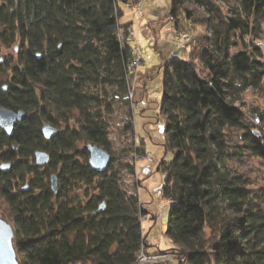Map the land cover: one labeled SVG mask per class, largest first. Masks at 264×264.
<instances>
[{
	"label": "trees",
	"instance_id": "trees-1",
	"mask_svg": "<svg viewBox=\"0 0 264 264\" xmlns=\"http://www.w3.org/2000/svg\"><path fill=\"white\" fill-rule=\"evenodd\" d=\"M131 1L0 0V48H17L14 62L0 66V107L26 113L13 137L0 128V210L20 264H137L152 247L139 187L122 185L123 169L134 175L136 167L128 156L117 164L105 114L130 90L136 60L119 32ZM217 1L171 0L175 30L193 38L188 59L163 65L165 149L173 155L161 164V193L173 203L166 236L180 247L176 264H264V186L253 188L240 169L245 152L264 166V132L246 123L242 101L264 82L256 43L264 0H236L227 12ZM193 27L210 35L202 41ZM46 124L57 129L52 139ZM90 143L111 156L103 173L90 166ZM37 151L50 155L46 166L36 164Z\"/></svg>",
	"mask_w": 264,
	"mask_h": 264
},
{
	"label": "rangeland",
	"instance_id": "rangeland-1",
	"mask_svg": "<svg viewBox=\"0 0 264 264\" xmlns=\"http://www.w3.org/2000/svg\"><path fill=\"white\" fill-rule=\"evenodd\" d=\"M236 3V0L217 1L224 12L228 11L229 4ZM122 7L124 13L120 24L123 26L119 33L121 39L130 42L136 63L131 67L129 93L127 95L119 93L111 101L113 112L107 113L108 111L105 110V114L109 122L113 151L118 159L117 164L122 165L128 156L129 161L136 167L134 175H130L127 169H123L122 185L131 192H134L135 187H139L140 202L148 212L142 223L143 233L148 244L152 246L148 248V252H159L158 250L165 252L171 249L166 236L168 224L162 226L156 222V214L162 203L169 204L171 208L173 205L161 194L166 178V173L161 167L162 160L169 161L173 155L165 149L166 116L161 112L163 65L167 59L175 56L180 60L188 59V50H179L173 40L175 32L184 34L190 31L175 30V22L169 18L171 0H135L134 3L131 1ZM197 11L204 17H208L205 10L197 8ZM126 24L128 26L125 27ZM261 27L262 32L256 43L262 52L264 22ZM192 29L194 37H200L201 40L205 35H210V32L204 28L193 27ZM191 36L193 38L192 33ZM245 41L249 43L248 38ZM16 52L15 46L0 48V56L4 58V61L14 62ZM262 61L264 62V56ZM6 78L7 75L0 79L4 81ZM242 101L246 123L253 129L264 132V123L260 119L262 117L260 112L264 111V82L259 90L245 91L242 94ZM74 123L71 121L69 127L73 128ZM127 125H131L132 130H126ZM66 126V124L61 125L60 130L65 129ZM240 169L250 176L253 188L264 186V166L258 159L249 157L245 152ZM0 208H2L1 205ZM1 213L0 210V217L6 219ZM168 263L171 262L164 264ZM173 264L176 262L174 261Z\"/></svg>",
	"mask_w": 264,
	"mask_h": 264
},
{
	"label": "water",
	"instance_id": "water-1",
	"mask_svg": "<svg viewBox=\"0 0 264 264\" xmlns=\"http://www.w3.org/2000/svg\"><path fill=\"white\" fill-rule=\"evenodd\" d=\"M4 58L0 56V66L3 64ZM7 90V87H4ZM26 117L24 111L15 112L13 110L0 107V128L9 136L13 137L15 126L22 122ZM57 129L51 124L43 127V135L46 139H52L56 136ZM89 153V163L92 169L97 172H105L110 163L111 156L104 149L89 144L86 146ZM36 164L40 167L46 166L50 161V155L45 151H37L34 155ZM11 165H4L2 169L6 170ZM52 188L54 192L58 191V178H51ZM27 189V187H26ZM0 264H20L15 246V232L12 225L3 218H0Z\"/></svg>",
	"mask_w": 264,
	"mask_h": 264
},
{
	"label": "built area",
	"instance_id": "built-area-1",
	"mask_svg": "<svg viewBox=\"0 0 264 264\" xmlns=\"http://www.w3.org/2000/svg\"><path fill=\"white\" fill-rule=\"evenodd\" d=\"M140 11L141 8L139 12ZM191 40H192V36L190 32H186L184 34L175 32L173 43L176 44L179 50L187 51ZM261 49H262V54L264 56V46ZM170 213H171V206L167 203H162L156 214L157 216L156 222L160 223V225L162 226L167 225L170 218ZM168 239H169L168 242L171 245L170 251L169 250L165 252L142 251L139 256L137 264H164L166 262H172L179 258H182V255L180 254V247L177 246L173 242V240H171L170 238ZM184 264H187V262L184 261Z\"/></svg>",
	"mask_w": 264,
	"mask_h": 264
}]
</instances>
